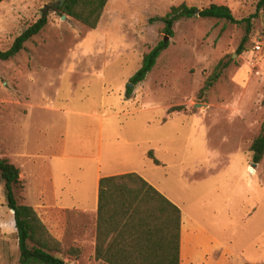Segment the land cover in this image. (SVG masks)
Returning a JSON list of instances; mask_svg holds the SVG:
<instances>
[{"label": "rangeland", "instance_id": "obj_1", "mask_svg": "<svg viewBox=\"0 0 264 264\" xmlns=\"http://www.w3.org/2000/svg\"><path fill=\"white\" fill-rule=\"evenodd\" d=\"M59 1L0 3V51L48 15L23 51L0 62V158L20 169L18 202L25 185L34 192L43 179L69 205L80 201L95 176L101 133V164L135 170L171 198L195 232L193 255L211 253L206 264H264V156L254 164L250 151L264 129L263 14L251 20L242 55V26L181 19L170 38L162 21L151 22L181 4L227 6L242 20L255 15L257 0H108L96 29L61 15ZM166 38L169 47L127 98L144 55ZM220 61L227 68L202 93ZM69 252L51 254L74 264ZM18 261L0 177V264Z\"/></svg>", "mask_w": 264, "mask_h": 264}, {"label": "trees", "instance_id": "obj_2", "mask_svg": "<svg viewBox=\"0 0 264 264\" xmlns=\"http://www.w3.org/2000/svg\"><path fill=\"white\" fill-rule=\"evenodd\" d=\"M3 1L0 0V3ZM107 2L65 0L57 11L90 29H96ZM261 13L264 15V0H257L255 15L242 20H236L227 6L211 4L198 9L181 4L172 7L163 18L151 22L162 21L163 31L170 38L174 36V24L181 19H217L242 26L245 36L237 49V55H242L252 33L251 20ZM47 16L44 13L14 39L8 50L0 51V62H7L23 51L25 44L46 27ZM168 47V42L161 41L144 55L141 67L130 78L132 87H127V98L133 93V88L145 80ZM227 66L224 61L216 65L204 83L202 93L214 86ZM171 110L178 111L180 107ZM250 151L253 163H260L264 156V129L253 140ZM148 156L155 165H160L151 152ZM0 177L5 181L6 207L14 211L18 264H65L51 254L53 251L59 252L60 243L51 236L34 209L20 204L16 198L21 187L19 169L9 160L0 158ZM97 213L98 228L104 222L113 235L107 246V252L113 251V254L104 257L100 252L101 245H97L96 259H103L108 264H180L181 210L137 173L102 177L98 183ZM29 244H32L31 248Z\"/></svg>", "mask_w": 264, "mask_h": 264}, {"label": "crops", "instance_id": "obj_3", "mask_svg": "<svg viewBox=\"0 0 264 264\" xmlns=\"http://www.w3.org/2000/svg\"><path fill=\"white\" fill-rule=\"evenodd\" d=\"M100 128H102L101 123ZM101 149L102 139L101 133H99L96 150L97 154L93 159L96 162L93 182L90 187H83V189H80V193L82 192L80 199H82L73 205H69L65 199L56 192L54 184L50 183L51 185H49L48 183V185H45L44 179L37 185L38 188L35 189L34 192L29 191L28 185L24 187V205L30 206L35 210L51 236L60 243L61 250L63 252L70 251L69 253L73 255L74 264H108L103 259L95 258L97 245H101L100 252L104 257L108 258V256L113 254V251L107 252V246L113 236L112 233H109L108 225L102 222L98 228L97 210L99 180L102 177L128 173H137L139 175L135 170L116 171L112 168V165L107 164L103 166L101 164ZM141 177L159 191L149 180L143 176ZM50 186L54 187L57 196H55L56 193L54 195L55 197L51 195ZM159 192L177 206L171 198L167 197L161 191ZM194 234L195 232L190 225L183 222L181 213L180 264H189L192 259H199L197 262L201 264L208 263L205 258L211 253H206L202 258H199L196 254H192L190 245Z\"/></svg>", "mask_w": 264, "mask_h": 264}, {"label": "water", "instance_id": "obj_4", "mask_svg": "<svg viewBox=\"0 0 264 264\" xmlns=\"http://www.w3.org/2000/svg\"><path fill=\"white\" fill-rule=\"evenodd\" d=\"M65 2V0H60L59 1V3L57 4V7H60V6H62V4ZM54 10H56V8H54ZM65 18V16H62V19H64ZM261 18H262V23H263V25H264V15H262L261 16ZM167 40V38L164 40V41H166ZM251 172H252V170H250ZM11 211V213H14V211L13 210H10ZM66 264V263H65Z\"/></svg>", "mask_w": 264, "mask_h": 264}]
</instances>
